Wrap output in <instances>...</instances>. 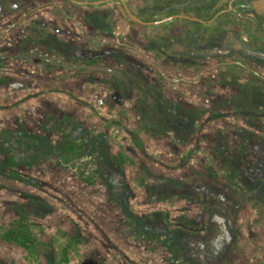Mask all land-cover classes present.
<instances>
[{"label": "rangeland", "instance_id": "obj_1", "mask_svg": "<svg viewBox=\"0 0 264 264\" xmlns=\"http://www.w3.org/2000/svg\"><path fill=\"white\" fill-rule=\"evenodd\" d=\"M97 1L0 0V264H264V0Z\"/></svg>", "mask_w": 264, "mask_h": 264}, {"label": "water", "instance_id": "obj_2", "mask_svg": "<svg viewBox=\"0 0 264 264\" xmlns=\"http://www.w3.org/2000/svg\"><path fill=\"white\" fill-rule=\"evenodd\" d=\"M113 1H116V0H100V1H97V2H94L93 4L94 5H103L104 3H107V2H113ZM120 1L124 8H125V11L127 13V15L129 16V18L139 24H142V25H156V24H160V23H167V22H171L173 20H176V19H185V20H190V21H194V22H201V23H204L203 21H200L199 19L197 18H194V17H191L189 15H175V16H170V17H167L165 19H162V20H157V21H154V22H146V21H143L141 20L140 18H138L136 15H134L131 10L129 9V7L127 6L126 2L124 0H118ZM14 3H11V7L12 9H17L25 4L28 3V0H13ZM85 4H92L90 2H86ZM219 15H217L213 20L215 21L217 18H218Z\"/></svg>", "mask_w": 264, "mask_h": 264}, {"label": "trees", "instance_id": "obj_3", "mask_svg": "<svg viewBox=\"0 0 264 264\" xmlns=\"http://www.w3.org/2000/svg\"><path fill=\"white\" fill-rule=\"evenodd\" d=\"M6 239H9V241H11V242H15V241L20 240V238H18V236L15 234H6Z\"/></svg>", "mask_w": 264, "mask_h": 264}, {"label": "flooded vegetation", "instance_id": "obj_4", "mask_svg": "<svg viewBox=\"0 0 264 264\" xmlns=\"http://www.w3.org/2000/svg\"><path fill=\"white\" fill-rule=\"evenodd\" d=\"M7 7H10V8H12V7H11V5H9V6L7 5ZM230 9H231V8H230Z\"/></svg>", "mask_w": 264, "mask_h": 264}]
</instances>
